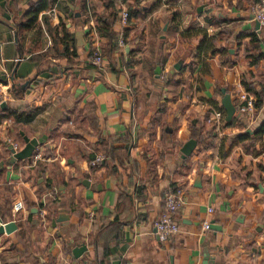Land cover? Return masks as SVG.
Masks as SVG:
<instances>
[{
	"label": "crops",
	"instance_id": "0c3cea01",
	"mask_svg": "<svg viewBox=\"0 0 264 264\" xmlns=\"http://www.w3.org/2000/svg\"><path fill=\"white\" fill-rule=\"evenodd\" d=\"M38 1L0 0V71L28 81L22 97L9 89L0 113L35 110L30 120H0V161L11 156L8 140L21 149L24 135H45L48 144L34 151L39 159L0 170V205L23 204L5 217L16 229L0 234V264H100L94 235L108 225L120 235L108 242L107 264H201L205 251L214 264H264V134L233 142L264 120V28L255 29L254 0H55L17 40L14 23ZM112 5L109 38L100 29ZM131 5L142 16L125 35L119 16ZM242 33L258 38L256 63L245 57ZM71 45L76 57L67 59ZM95 55L100 66L90 62ZM22 63L29 68L20 71ZM222 91L233 105L240 91L263 97L250 124L235 111L218 135L210 113L225 119ZM194 121L214 145L204 150L195 140L184 164L180 149ZM46 186L57 189L50 199ZM168 187L183 198L180 232L160 242L154 222ZM56 209L68 220L53 224ZM205 219L221 229L202 230Z\"/></svg>",
	"mask_w": 264,
	"mask_h": 264
},
{
	"label": "trees",
	"instance_id": "16d2710c",
	"mask_svg": "<svg viewBox=\"0 0 264 264\" xmlns=\"http://www.w3.org/2000/svg\"><path fill=\"white\" fill-rule=\"evenodd\" d=\"M135 1L137 2L139 0H134V2ZM54 2H55V0H39L29 11H27L23 15L22 19H20L18 22H15L14 23V32H15L16 39L18 40V33L19 34L21 33L22 28H27V27H30L31 25H33L35 23V21L37 20L38 14L42 10H48V9L52 8ZM110 3H112V1H110ZM141 12H142V9L140 7H137L135 5L128 6V24H127V26L124 27L125 35H127L128 32H130L131 30L136 28V26H137L136 19L138 17L142 16ZM115 16H116V13L114 11V5H112V10L107 15H105L103 17L105 21L102 22V27L100 29V31H102V33L105 36H108L109 38L111 37L110 25L113 23ZM245 36L249 37V44H248V47L246 48V51L244 53L245 57L252 59L250 61L251 64L256 63L262 57V55L256 54V52L259 51L258 38H257L255 33H242L239 35L240 38L245 37ZM18 51H19V54L22 56V49L19 48ZM62 56H66L67 59L69 57L70 58L76 57L75 48H73L72 45L70 47H67V48L64 47V51L62 53ZM0 83H8L9 89L11 90V92H13L15 97H22L23 93L25 92L26 86H27L26 85L23 89H21L22 83H20V84L16 83L14 72L12 74H10V77L7 80V76L5 75V73L0 71ZM247 89L251 90L249 88H247ZM254 95H255V97H253V98H254V102H255V107H256V109H258L262 106L261 98L263 97L262 96L263 94L259 93L260 97L257 94H254ZM34 113H35V110L32 108H24V109L18 108V109H14V110L7 109L3 113H0V120L2 118H7V117H13L16 122L17 121L19 122V120H21L22 118L24 120H30L33 117ZM198 122L199 121H194L189 126L190 138L196 140L198 142V144H201L203 146L204 150H207L214 145V142L212 140H205L201 136V133H200L201 127H199ZM233 122H234L233 120L228 121V122L225 121V125H230ZM214 133L215 132L213 131V133H211V134H214ZM262 134H264V120L261 122V124L258 126V128L256 130H254V132L251 135L249 134V132L245 131L243 133L238 134L233 139V142L243 143V142L248 141V140L253 139V138L257 139V138L261 137ZM94 159H95V157L93 159H90V162L93 161ZM187 162H188V158H184V164H187ZM0 173H1V171H0ZM48 189H49L48 186H46L45 192ZM50 189H49V191H50ZM48 199H50V197H48ZM39 203H40V205L43 206V205H46L47 201L44 199L42 202H39ZM10 208H11V205H10L9 201H5L3 206L0 205V220L4 221L5 217L7 215H10ZM30 216H32V214H30ZM117 227H118L117 225H116V228H114V229H112V225L102 227L99 231L97 230L96 234L94 235L96 255L98 256L100 264H107V259H108V256L110 254V249L108 248V242L112 237L118 238L120 235Z\"/></svg>",
	"mask_w": 264,
	"mask_h": 264
},
{
	"label": "built area",
	"instance_id": "2783aa9c",
	"mask_svg": "<svg viewBox=\"0 0 264 264\" xmlns=\"http://www.w3.org/2000/svg\"><path fill=\"white\" fill-rule=\"evenodd\" d=\"M250 10L253 14L254 19L258 22L259 27L264 28V0H255L250 5ZM128 22V13L126 11H122L119 16L120 27L124 28ZM118 45L119 47H124L123 43V32L120 31L118 36ZM22 58L18 57L14 61L17 62ZM3 60L0 59V64H2ZM91 63L95 65H101L102 59L101 56L95 55L90 60ZM7 80L10 77V74H6ZM264 90V84H263ZM9 95V84L8 83H0V103L7 100ZM198 99H196L197 101ZM235 111L242 116V120L246 123L250 124L256 115V107L254 98L249 95L245 91H240L235 97L234 100ZM210 122H212L214 130L218 135H221V130L223 125L225 124L224 116L217 109H212L210 113ZM8 143L12 145L14 152L20 149L19 145L8 140ZM40 158L39 154H33L32 160L35 161ZM104 159V156H97L93 161H91L92 166H98L100 162ZM57 193V189L55 187L51 188L50 191L46 193L45 196L53 197ZM183 205V198L180 192L174 187H168L164 193L163 200V208L160 213L156 217L154 222L155 235L160 242H166L169 239L175 237L180 232V226L175 219V214L178 209ZM23 209V204L21 201H16L12 204L11 210L14 214H17ZM207 213H211L213 210L211 207L206 208ZM9 221L0 220V225H4ZM210 222L208 219H205L202 222L201 229L208 230Z\"/></svg>",
	"mask_w": 264,
	"mask_h": 264
},
{
	"label": "water",
	"instance_id": "95a60500",
	"mask_svg": "<svg viewBox=\"0 0 264 264\" xmlns=\"http://www.w3.org/2000/svg\"><path fill=\"white\" fill-rule=\"evenodd\" d=\"M255 29L256 31H260L259 29V24L256 21L255 22ZM180 64L181 61H178L175 64V68L179 69L180 68ZM154 74L156 77L159 76L160 74V66L159 63H157V66L155 67L154 70ZM28 81H25L24 83H22L21 85V89L24 88V86L27 84ZM223 92V97H222V106L225 110L226 113V117L225 120L226 121H230L235 113V107L232 104L231 100H230V96L228 94H225L224 91ZM7 104L6 102H2L0 103V110H4L6 108ZM248 132H250V130H248ZM46 136L42 135L40 137H27V136H23V147L21 149H19L18 151L14 152L12 145H9L8 149L11 152V156L9 157L8 161L3 162L0 161V170L3 168L4 165L7 166H11L15 161L18 160H23V159H30L32 157V155L34 154V151L38 148L39 145H45V147H48V144L46 143ZM196 146V141L193 139L188 140L186 143L183 144V146L181 147L180 151L182 154V158H185L187 156H190L193 149ZM82 183L85 186H90L89 181L84 180L82 181ZM32 212H37V209H34ZM55 212L58 214L57 217L53 220V224L56 222H65L68 220V215H66L63 212H59L56 209ZM16 229V224L13 220L7 222L4 225H0V234L3 233H11ZM209 229H211L212 231H216V230H220L221 228L214 223V221H211L209 224ZM86 251V246L85 245H81L78 247H75L72 249V254L75 258H78L79 256H81V254ZM40 259V257H38ZM201 264H214V262L212 261L211 257L209 256V254L205 251L204 253V257L202 260Z\"/></svg>",
	"mask_w": 264,
	"mask_h": 264
},
{
	"label": "rangeland",
	"instance_id": "374dc122",
	"mask_svg": "<svg viewBox=\"0 0 264 264\" xmlns=\"http://www.w3.org/2000/svg\"><path fill=\"white\" fill-rule=\"evenodd\" d=\"M30 64L28 63H22L21 66H20V71L26 69V68H29Z\"/></svg>",
	"mask_w": 264,
	"mask_h": 264
}]
</instances>
